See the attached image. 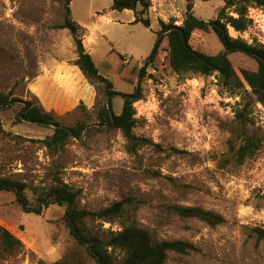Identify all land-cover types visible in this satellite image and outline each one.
<instances>
[{
    "label": "rangeland",
    "instance_id": "obj_1",
    "mask_svg": "<svg viewBox=\"0 0 264 264\" xmlns=\"http://www.w3.org/2000/svg\"><path fill=\"white\" fill-rule=\"evenodd\" d=\"M68 1L71 20L86 25L111 11L96 23L98 29L86 46L117 94L140 96L133 103L137 120L133 134L144 142L128 151L119 130L95 125L99 108L108 100L103 86L78 75L74 84L61 70L76 60L73 37L60 28L64 3L0 0V94L15 100L11 109L0 111V176L25 182L31 204L32 191L40 192L58 180L79 190L80 206L89 211L124 201L120 217L89 226L105 239L106 232L120 230L119 224L135 222L157 241H182L195 248L185 255L170 253L164 264H264V241L251 233L255 227L264 228V107L251 95L242 99L222 90L218 73L174 74L167 65L165 38L154 52L159 30L155 17L163 15L157 2L150 0L158 7L155 13L149 8L145 16L151 23L148 29L133 23L131 11H113V0ZM169 1L167 18L182 22L185 7L180 8L188 0ZM225 1L192 0V14L203 21L215 19ZM249 14L254 21L249 30L240 34L228 28V34L264 45V12L251 8ZM81 34L84 40V30ZM196 47L212 55L222 50L212 34L200 36ZM227 58L238 74L257 69L255 60L242 53ZM113 98L111 106L118 115L122 97ZM27 102L50 113L62 127L83 123L89 129L62 149L44 148L40 141L52 134L51 126L15 121ZM240 104L248 105L247 130L261 140L259 149L242 164L229 150L233 139L229 130L236 128ZM172 206L198 207L225 221L212 228L176 216L168 211ZM63 213L54 205L40 216L25 214L12 194L0 193V227L23 245L19 252L8 253L0 243V264H54L61 259L73 244Z\"/></svg>",
    "mask_w": 264,
    "mask_h": 264
},
{
    "label": "trees",
    "instance_id": "obj_2",
    "mask_svg": "<svg viewBox=\"0 0 264 264\" xmlns=\"http://www.w3.org/2000/svg\"><path fill=\"white\" fill-rule=\"evenodd\" d=\"M56 1L64 3L66 7L65 19L60 28L70 31L73 37L76 54L74 65L90 84L102 85L105 95L117 96L112 82L99 73L91 55L83 45V40L79 35V32L83 33V29L70 18V2L68 0ZM150 3V0H113L112 10L131 11L134 15V24L140 23L150 28V20L145 17L148 15ZM251 8L264 12V0H226L217 11L215 19L203 21L193 16V3L192 0H188L181 26H175L174 20L162 14L156 17L159 30L156 33L158 40L154 52L156 54L165 38L168 46L167 65L174 74L193 73L208 77L218 73L222 90L230 94H240L243 96L242 99L251 95L256 103L264 107V45L249 44L240 38H232L228 34V28L242 34L253 26L254 21L249 14ZM210 34L222 47L216 55L200 52L196 47L200 36ZM226 48H228V54L242 53L255 60L257 69L255 71L241 70L238 74L228 58L223 63ZM154 58L155 56L151 62ZM120 96L123 103L121 112L118 115L114 114V129L119 130L125 138L128 151H133L142 141L144 142L133 134L137 122L133 103L141 98L140 96L134 98L135 95ZM13 101L15 100L10 99L9 95L0 94V111L11 109ZM108 106L107 100L99 108L95 125L109 127L112 124ZM248 116V105L240 104L234 116L236 128L229 130L233 136V139L229 141L230 154L239 164L252 156L261 144L258 136L247 130L250 122ZM24 120L45 128L57 124L50 113L44 112L31 102H27L26 107L23 106L15 117L17 123H22ZM57 125L58 128H52L50 136L40 141L44 148L51 151L64 148L71 139H82L88 128L83 123H77L71 128ZM241 130L240 135L238 132ZM27 190L28 186L25 182L0 176V193L12 194L23 213L40 216L45 209L54 205L64 209L62 221L73 244L54 264H89L90 261L94 264H164L170 253L185 255L195 249L187 242L157 241L152 238L148 230L138 226L135 222L119 224L120 230L106 232L105 239L95 234L89 223H111L124 211L126 204L124 201L93 212L81 208L79 203L81 192L61 180L49 188L41 189L40 192L32 191L35 197L34 204H31L27 197ZM168 211L183 219H197L212 228L225 221L220 214L198 207L172 206L168 207ZM251 233L257 241H264V228L255 227ZM0 243L8 253H16L23 248L22 243L2 227H0ZM117 253L122 257L119 258Z\"/></svg>",
    "mask_w": 264,
    "mask_h": 264
},
{
    "label": "crops",
    "instance_id": "obj_3",
    "mask_svg": "<svg viewBox=\"0 0 264 264\" xmlns=\"http://www.w3.org/2000/svg\"><path fill=\"white\" fill-rule=\"evenodd\" d=\"M152 1H155V2H157V3H155V4H158V6H161V10H162V12H163V15L165 16V17H169V15L168 14H166V13H171V3H169L170 1L169 0H152ZM154 4V6L157 8L158 6L157 5H155ZM184 7H185V2H183L182 3V7L180 8L181 10H183L184 9ZM159 9V8H158ZM110 10L109 11H107V15H97L96 16V21H95V23H93V24H91V25H86V24H83V23H79V22H76V21H74V22H76L83 30H84V32H85V35H84V40H83V45H84V47H85V49H86V51L90 54V51L87 49V46H86V40H87V38L88 39H91V40H93V36L95 35V31H96V29H98V27H97V25H96V23L97 22H99V21H102L104 18H106L107 16H109V14H110ZM133 13V12H132ZM155 19H156V17H155ZM132 21H134V15H133V18H132ZM150 28H151V23H150ZM149 29V28H148ZM158 29H159V27H158ZM230 30H232L231 28H229ZM233 31V30H232ZM234 32V31H233ZM62 69L61 70H63V71H66L68 74H69V76L71 77L70 79H71V82L72 83H74L75 84V81H76V75H78L79 77H83V75H82V73L80 72V70L78 69V67L77 66H75V65H73V66H68V65H66V66H60ZM99 73H100V71H99ZM101 74V73H100ZM102 75V74H101ZM102 76H104V75H102ZM105 77V76H104ZM78 80V79H77ZM79 85H81V83L79 84ZM79 95H81L82 94V91L81 90H79V93H78Z\"/></svg>",
    "mask_w": 264,
    "mask_h": 264
},
{
    "label": "water",
    "instance_id": "obj_4",
    "mask_svg": "<svg viewBox=\"0 0 264 264\" xmlns=\"http://www.w3.org/2000/svg\"><path fill=\"white\" fill-rule=\"evenodd\" d=\"M227 54H228V48H226L224 50V56H223V63L225 62V60L227 59ZM153 58V57H152ZM152 58L149 60L151 61ZM138 88H139V81H138V84L136 86V89L138 91ZM138 95V93L135 94L134 98ZM114 96V94H110L109 97H108V103H109V106H108V109H109V113H110V116H111V119H112V124L108 127L109 129H113L114 128V112H113V109H112V106H111V103H110V99ZM117 96H120L119 94H117ZM24 108L26 107V103L23 104ZM25 121V120H24ZM32 123V122H30ZM52 128H58V125L57 124H53V125H50ZM89 128L86 129V132L88 131Z\"/></svg>",
    "mask_w": 264,
    "mask_h": 264
},
{
    "label": "built area",
    "instance_id": "obj_5",
    "mask_svg": "<svg viewBox=\"0 0 264 264\" xmlns=\"http://www.w3.org/2000/svg\"><path fill=\"white\" fill-rule=\"evenodd\" d=\"M153 3V2H152ZM150 9L152 10L153 13L156 12V7L154 6V3L152 4V6L150 7ZM182 22L181 21H175L174 25L175 26H181Z\"/></svg>",
    "mask_w": 264,
    "mask_h": 264
},
{
    "label": "bare ground",
    "instance_id": "obj_6",
    "mask_svg": "<svg viewBox=\"0 0 264 264\" xmlns=\"http://www.w3.org/2000/svg\"><path fill=\"white\" fill-rule=\"evenodd\" d=\"M86 42H88V43H91V42H92V40L87 38V41H86Z\"/></svg>",
    "mask_w": 264,
    "mask_h": 264
}]
</instances>
